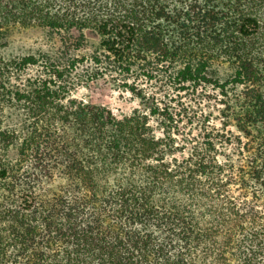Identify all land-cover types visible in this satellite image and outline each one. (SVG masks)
I'll list each match as a JSON object with an SVG mask.
<instances>
[{"label":"trees","instance_id":"obj_1","mask_svg":"<svg viewBox=\"0 0 264 264\" xmlns=\"http://www.w3.org/2000/svg\"><path fill=\"white\" fill-rule=\"evenodd\" d=\"M9 23L62 42L0 58V264H264V0H0Z\"/></svg>","mask_w":264,"mask_h":264},{"label":"rangeland","instance_id":"obj_2","mask_svg":"<svg viewBox=\"0 0 264 264\" xmlns=\"http://www.w3.org/2000/svg\"><path fill=\"white\" fill-rule=\"evenodd\" d=\"M8 31L3 32V38L0 39V58H12L16 56H23L28 54L48 53L54 54L61 48V38L57 33L49 32L46 28L38 25L23 24H6ZM66 35L70 39L72 45L77 44V33L67 32ZM85 45L82 49L76 50L75 53L79 56L88 54L94 50L100 42V37L97 32H85ZM35 71L31 70L30 73ZM78 98H84L94 103L102 104L111 109L116 115L130 113L134 108L140 106V102L129 91L118 87L114 83L100 85L92 83L88 88H78L75 92ZM190 99H186L193 112L200 114L202 111L213 112L216 116L218 112L214 109L213 103L200 100L196 105L191 103ZM11 113L16 114L17 110H10ZM212 125H220L218 119H214ZM194 134L199 132V125L194 121Z\"/></svg>","mask_w":264,"mask_h":264}]
</instances>
